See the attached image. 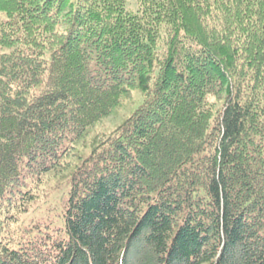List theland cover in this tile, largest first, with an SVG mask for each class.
I'll return each mask as SVG.
<instances>
[{
	"label": "trees",
	"instance_id": "trees-1",
	"mask_svg": "<svg viewBox=\"0 0 264 264\" xmlns=\"http://www.w3.org/2000/svg\"><path fill=\"white\" fill-rule=\"evenodd\" d=\"M137 2L0 0V264H264V0ZM62 170L61 224L7 239Z\"/></svg>",
	"mask_w": 264,
	"mask_h": 264
},
{
	"label": "rangeland",
	"instance_id": "rangeland-1",
	"mask_svg": "<svg viewBox=\"0 0 264 264\" xmlns=\"http://www.w3.org/2000/svg\"><path fill=\"white\" fill-rule=\"evenodd\" d=\"M139 8L137 0H125V9L128 12H137ZM142 96L135 89L127 99H123L121 105L100 123L90 128L83 137L73 145L71 153L66 158L71 165L78 164L90 152V143L95 137L104 136L120 125L131 112L141 103ZM68 170L50 172L44 176L43 182L37 189V198L30 206L27 213L19 216L18 220L10 224L4 232V236L12 242L21 241L23 230L34 222L46 224L52 221L50 229L61 224L59 214L60 199L67 182ZM67 186V184H66Z\"/></svg>",
	"mask_w": 264,
	"mask_h": 264
}]
</instances>
